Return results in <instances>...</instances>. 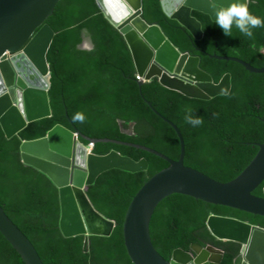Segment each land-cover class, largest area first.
<instances>
[{"label": "trees", "instance_id": "obj_1", "mask_svg": "<svg viewBox=\"0 0 264 264\" xmlns=\"http://www.w3.org/2000/svg\"><path fill=\"white\" fill-rule=\"evenodd\" d=\"M160 3L143 0L142 19L160 27L182 53L199 57L201 69L216 83L230 73L231 90L205 101L168 89L157 79L139 86L130 49L105 19L96 0H60L45 22L54 33L46 54L52 116L29 124L8 140L0 129V205L44 264H133L123 237L126 211L145 182L169 163L141 149L96 143L95 154L116 150L136 161L146 158L149 169L138 173L112 169L88 187L94 207L117 223L110 237L64 238L59 230L58 189L44 174L22 163V141L44 137L60 124L71 130L75 127L93 139L141 144L178 160L181 145L175 130L155 114L147 100L180 128L186 146L185 165L217 181L228 182L238 176L258 152V144L264 143V73L210 57H237L254 67H264V27L253 29L251 39L236 28L232 36H226L207 15L194 12L204 32L203 40L197 42L178 22L164 15ZM248 7L264 19V0H250ZM85 37L91 39L93 50L79 48ZM187 107L194 116L203 117V125L194 128L185 122ZM77 112L85 116L83 123L73 122ZM263 187L253 194L264 197ZM212 214L264 228V217L174 194L159 204L152 217L150 233L155 248L169 260L175 249L189 250L193 243L213 245L224 251L221 264H234L241 245L211 235L206 221ZM0 264H25L1 233Z\"/></svg>", "mask_w": 264, "mask_h": 264}, {"label": "water", "instance_id": "obj_2", "mask_svg": "<svg viewBox=\"0 0 264 264\" xmlns=\"http://www.w3.org/2000/svg\"><path fill=\"white\" fill-rule=\"evenodd\" d=\"M59 1L0 0V129L7 140L18 135L29 124L52 116L49 98L51 71L46 54L54 33L45 22L53 14ZM243 2L249 6L250 0ZM228 3L230 0H216L217 7ZM96 4L110 25L123 36L130 49L136 74L144 77L147 82L157 79L168 89L205 101L230 92V73L216 83L209 73L201 69L199 57L182 53L166 38L160 27L148 25L142 19L143 0H138L139 12L121 24L112 22L99 0H96ZM160 4L164 15L178 22L197 42L203 40L204 32L193 13L207 15L215 22V10L209 0H161ZM136 22L141 26V30L138 28L140 43L147 51V59L151 60L144 69L139 67L136 47L131 46L128 38L131 27L129 24ZM152 34H158L176 56L168 57L162 62L161 50L151 42ZM84 44L85 42L79 48L85 50ZM210 57L237 62L252 73H264V67H254L237 57L216 54ZM138 84L142 86L144 82L138 81ZM145 101L155 114L175 130L181 145L178 160L170 159L141 144L109 138L93 139L83 135L75 127L71 130L58 124L44 137L22 141L21 161L44 174L58 189L59 230L64 238H73L110 237L117 226L116 221L106 218L94 207L87 195L88 187L94 185L101 174L112 169L129 173L146 172L149 169L146 158L136 161L116 150L98 155L89 150L90 144L125 145L164 159L169 167L145 182L133 197L124 217V243L132 263L221 264L223 250L213 245L202 246L197 243L191 244L189 250L175 249L171 258L166 260L152 242V217L159 204L174 194L264 217V197L253 194L264 184V143L258 144V152L238 176L228 182L217 181L185 165L186 146L180 128L159 113L151 102ZM131 132L132 129L129 134ZM206 226L215 239L241 245L234 264H264L263 227L216 214L208 217ZM0 233L21 255L25 264H44L34 245L1 205Z\"/></svg>", "mask_w": 264, "mask_h": 264}, {"label": "clouds", "instance_id": "obj_3", "mask_svg": "<svg viewBox=\"0 0 264 264\" xmlns=\"http://www.w3.org/2000/svg\"><path fill=\"white\" fill-rule=\"evenodd\" d=\"M215 10V24L219 26L226 36H232L233 28L246 38H253V29L264 27V19L250 12L248 4L243 0H230V3L220 7L216 6V0H209ZM74 123H83L85 116L77 112L72 116ZM184 120L192 127L203 125L201 116H194L192 109H185Z\"/></svg>", "mask_w": 264, "mask_h": 264}, {"label": "bare ground", "instance_id": "obj_4", "mask_svg": "<svg viewBox=\"0 0 264 264\" xmlns=\"http://www.w3.org/2000/svg\"><path fill=\"white\" fill-rule=\"evenodd\" d=\"M102 8L107 11L108 16L112 22L121 24L129 20L134 14L139 12L138 0H99ZM128 38L131 46L136 47V58L141 69H144L149 65L150 58L147 59L148 54L146 49L142 46L139 40L138 28L141 30V26L138 22L136 24H129ZM133 36V37H131ZM137 37V38H136ZM151 42L155 47H159L161 50L160 59L162 62L166 61V58H174L176 54L162 41L158 34H152ZM77 136V135H76ZM89 150L90 147L88 146Z\"/></svg>", "mask_w": 264, "mask_h": 264}, {"label": "rangeland", "instance_id": "obj_5", "mask_svg": "<svg viewBox=\"0 0 264 264\" xmlns=\"http://www.w3.org/2000/svg\"><path fill=\"white\" fill-rule=\"evenodd\" d=\"M85 41V44H84V49L85 50H93V48H94V45H93V43H92V41H91V39L89 38V37H85V39H84Z\"/></svg>", "mask_w": 264, "mask_h": 264}, {"label": "built area", "instance_id": "obj_6", "mask_svg": "<svg viewBox=\"0 0 264 264\" xmlns=\"http://www.w3.org/2000/svg\"><path fill=\"white\" fill-rule=\"evenodd\" d=\"M262 50H264V47H262ZM136 79H137L138 81H143L144 83L147 82V81L144 79V77H141V76H139L138 74H136ZM88 145H89V143H88ZM93 148H94V145H93V144H90V151L93 150Z\"/></svg>", "mask_w": 264, "mask_h": 264}]
</instances>
